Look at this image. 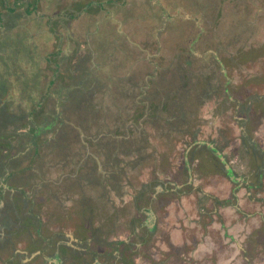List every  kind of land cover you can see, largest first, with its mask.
<instances>
[{"label": "rangeland", "instance_id": "1", "mask_svg": "<svg viewBox=\"0 0 264 264\" xmlns=\"http://www.w3.org/2000/svg\"><path fill=\"white\" fill-rule=\"evenodd\" d=\"M36 1L8 0V5L25 13L27 4ZM111 3L103 1L106 8L116 7ZM122 5L129 8L118 16L128 38L118 36L116 25L90 31L110 30L100 38L112 50L116 41L128 47L134 41L147 46L152 57L133 51L123 59L126 69L121 63L118 71L110 67L112 85L109 80L103 85L106 76L100 70L96 78L85 79L92 88L96 82L95 95L82 98V112L70 120L91 130L77 133L78 139L71 135L69 142L72 151L89 146V154L81 157L88 168L66 173L62 180L48 170L50 177L42 176L49 186L38 191L37 199L17 200L20 214L10 213L13 222L21 223L15 232L25 230L21 234L31 237L33 246L26 251L23 239L18 240L25 256L19 258L13 245L8 258L16 262L7 261L57 264L51 258L57 248L63 264H78L74 260L81 257L84 264H264V0H126ZM159 14L167 15L164 28L175 33L171 48L157 40ZM73 19L66 24L74 21L70 28L86 33L88 23ZM215 55L229 67L226 77L209 62ZM28 56L26 51L22 60L35 69L36 59ZM130 62L137 64L132 68ZM46 72L49 78L57 76L49 65ZM190 95L199 96L201 107ZM109 154L112 167L100 158L97 170L113 193L102 204L88 193L83 201L69 186L72 178L91 173L92 160ZM41 181L37 178L36 186ZM56 192L63 210L49 197ZM92 226L100 227V235L90 231ZM42 239L52 245L47 249Z\"/></svg>", "mask_w": 264, "mask_h": 264}, {"label": "crops", "instance_id": "2", "mask_svg": "<svg viewBox=\"0 0 264 264\" xmlns=\"http://www.w3.org/2000/svg\"><path fill=\"white\" fill-rule=\"evenodd\" d=\"M50 1L54 5L49 7ZM103 1H111V5L114 4L116 7L106 8ZM124 1L126 0H40L39 6L42 5L40 7L42 12L35 10L28 14L30 4H27L26 13H23L19 8L14 13L5 11L3 14V22L0 21V92L3 93L0 94V135L4 136L0 137V245L8 241L11 243L10 237L13 234L10 237H4L5 230L13 233L17 227H21V223L13 222L10 216L11 211H14V214L19 213L16 206L18 198L20 197L25 202L26 197L36 196L39 190L45 188L43 184H46V181L41 179L40 184L36 186L37 182L32 178V173L35 171H29L30 167L25 169L28 166L27 163L15 168V161L18 157L17 148L22 147L27 150V148L33 147L32 142L26 140L22 133H26L32 128L31 122L40 124L41 129L48 124L54 126L50 133L51 136H48L49 139L54 134L61 133L63 140H68L71 135L85 132L84 128L86 127L79 126V123H71L73 115L79 116L82 112L78 102L82 98H90L95 95L96 82L89 79L90 82H94L95 87L92 88L85 83V79L91 76L96 78L97 72L100 70V73L104 72L103 75L106 76L103 85L108 84L107 80L112 85L114 79L110 78V71H106L110 70V67L117 71L122 69L121 66L125 63L123 59L133 56V51L138 54L142 52L147 60L152 57L147 46H145V50L138 42L134 41H130V47L119 46L121 42L116 41L112 43L114 48L112 50L106 45V41L100 38L104 33L110 34V30L100 29L99 32L97 31L101 32L100 34H97L96 30L90 31V27L97 29V26L100 28L106 24L107 26L116 25L118 26V36L128 38L124 22L118 17L126 12L129 13L128 5H122ZM65 2L73 3L74 6L66 7V5V8L62 7V11L59 10ZM98 3L103 7H97ZM154 3L156 2H152V4ZM8 7L13 6L8 5ZM98 8L99 13L97 12ZM117 9L120 11H114ZM29 10L31 11V9ZM66 11L72 12V15L78 14L79 16L73 18L82 17L83 22L88 23L84 29L86 33H81L80 30L83 28L78 29L75 25L71 29L70 25L72 26L74 21L66 24L67 20L73 19L67 18L70 16ZM96 13H98L97 16ZM96 19L100 20L97 22ZM159 19L161 25L165 23L158 27L160 33L157 34V40L163 39L166 48H171L170 37L172 33L173 35L175 33L164 28L169 22L167 15L159 14ZM91 22L93 25H90ZM16 34H19V37H16ZM80 36L86 38L84 43ZM62 41H65L64 45ZM162 46V41H160L159 47ZM19 47L25 49L24 54L28 51V59H36L35 69L30 67V62L22 60L24 54ZM153 56H158L156 51ZM118 63H121V66ZM130 63L132 68L137 64L136 62ZM48 65L56 70L55 78L42 77V72H46ZM123 67V70L126 69V66ZM5 75L7 78L4 77ZM5 90L9 95H5ZM63 178L64 176L61 177V180ZM28 188H31L30 192L27 191ZM18 202L20 201L18 200ZM129 239L124 240L123 244L128 245L131 240ZM12 240L16 247L14 253L23 254L22 250L17 249L18 241L15 235ZM48 240L42 239L41 244L47 245ZM5 253L0 246V264H9L7 258L12 255L9 252L4 255ZM17 256L22 259L20 254ZM51 258L62 264L65 260V258L62 260L57 248ZM8 259L14 261L13 257ZM46 259L48 258L46 257ZM59 262L57 264H61Z\"/></svg>", "mask_w": 264, "mask_h": 264}, {"label": "trees", "instance_id": "3", "mask_svg": "<svg viewBox=\"0 0 264 264\" xmlns=\"http://www.w3.org/2000/svg\"><path fill=\"white\" fill-rule=\"evenodd\" d=\"M19 1H23V0H19ZM29 4H30L29 9H31L32 11H30L28 9V11H27L28 14H31L32 12H34L36 10V7L40 8L42 6V5L39 6L40 0H37L36 2L29 3ZM11 6H13V7H8V0H0V21L1 22H3L2 16L5 13V11L14 13L16 10L19 9V8H17V5H15V4H11ZM97 7L102 8L103 5L98 3ZM62 10H63V8L61 7V11ZM66 13L71 18L78 16V14L72 15L71 14L72 12H70V11H66ZM263 50H264V48H263ZM24 51H25V49H24ZM23 54H24V52H23ZM42 75H43L42 77H45V78L50 76V74L48 72H45V71L42 72ZM4 77H6V75ZM4 93H5V95H9L7 90H5ZM0 94H1V92H0ZM53 121L55 122L54 118H53ZM31 125H32V128L27 130L26 133H22V136L26 137L25 138L26 140L32 142L33 147L31 149L27 148V150H24V148L22 149V147L17 148L16 151L18 153V157L16 158V161H15V164H16L15 168L21 166L22 164L27 163L28 166L25 167V169L30 167L29 171H35L32 173V178L34 180H36L37 178L43 179L44 178L43 176L47 174L48 170L50 171V173L48 175H51V176H55L58 174L60 177H62L66 173L74 175L76 173L77 166L83 165V163L86 162L84 159L81 158L82 155L80 156L78 153L76 154L75 151H72V145L69 142L70 137H68V140L67 139L63 140V135L61 133L60 134H54V136L50 139L44 137L45 135H48L52 132V129L54 126L48 124V126H44L45 128L41 129V127H40L41 125L37 124L36 122H31ZM74 136L76 139L79 138L77 134H74ZM0 137L3 138L4 136L0 135ZM69 143H70V145H69ZM78 146H80V145H78ZM80 152H81V149H80ZM83 152H84V149H83ZM0 155H1V153H0ZM14 156H12V157H14ZM96 170H97V168H96ZM79 171H80V169L78 170L77 173H79ZM48 175H46V176L50 177ZM76 179H78V178H76ZM90 183H93V181L91 180ZM43 185H44L43 187H46V188H48V186H49L48 183L43 184ZM98 185H100V187L105 189L104 185L100 181H99ZM56 193H50V198H51V200H53V203L58 204L59 202H57L58 197H57ZM2 199H3V197H2ZM34 199H37V196L26 197V200L23 203H32L34 201ZM18 200L20 202L23 201L22 199H20V197L18 198ZM59 205H62V204L59 203ZM82 228L83 229L86 228L85 225L79 224L78 229L81 230ZM36 230L39 233V230H40L39 227H37ZM86 232H88V230H86ZM50 244L51 243H49L46 246L47 249H48V246L52 245V244L51 245Z\"/></svg>", "mask_w": 264, "mask_h": 264}, {"label": "flooded vegetation", "instance_id": "4", "mask_svg": "<svg viewBox=\"0 0 264 264\" xmlns=\"http://www.w3.org/2000/svg\"><path fill=\"white\" fill-rule=\"evenodd\" d=\"M217 55V54H216ZM214 56V58H210V60H209V62H211V65L212 64H216V65H218L217 66V68L219 67L220 68V72H222V77H226L227 76V71H226V68H229V67H227V64L224 62V61H221V60H219V58H217V56ZM203 58H204V56H202ZM201 57V58H202ZM200 58V57H199ZM233 61H235V58H233ZM216 69V68H215ZM203 79H204V81L205 82H207V84H208V82H209V86H212V85H210V78H209V76H204L203 77ZM191 97H192V99L194 100V104L196 105V106H198V107H201L200 106V103H203L202 102V100L199 98V96H194V95H190ZM263 98V97H262ZM262 98H258V101L260 100L261 101V99ZM201 100V101H200ZM195 107V106H194ZM193 115V114H192ZM247 115V114H246ZM247 116H249V115H247ZM84 130H86L87 132H89L90 130H91V128H84ZM89 147V146H88ZM87 146H85L84 148V152H80V149H76V151H75V153L77 154H79L80 156L82 155H84V154H89V153H87L88 151H89V148H88ZM110 152V151H109ZM100 158H102L103 159V162L104 161H108L109 160V158H110V154H109V156H107V155H105V157H104V155L103 156H98V159H95V160H92V165H91V173H87V174H84V175H80L79 177L80 178H78V179H76V180H74V179H72L71 180V182H70V184H69V186L70 187H74L75 189L77 188V190L81 193L80 195H81V198H83L82 200L84 201L85 200V198H84V195L86 194V193H88V194H94L93 195V198L96 200V201H100L101 202V204H102V200L104 199V198H106V196L108 195V194H110L111 195V193H113V186H104L105 187V189L104 188H96V186L98 187V186H100V185H98L99 184V181L102 183V180H101V176H103L101 173H98V170H96V168H97V166H99V160H100ZM85 160V159H84ZM83 160V161H84ZM85 161H87V160H85ZM88 162V161H87ZM87 162H85V163H83V165H78L77 166V169H76V173L78 172V170L79 169H81V168H88V165H87ZM109 163H106V166L107 167H112L111 165H110V160L108 161ZM88 164H89V162H88ZM112 176V175H111ZM113 176L115 177V176H117V175H114L113 174ZM232 176L231 175H229V178H231ZM64 179V178H63ZM93 181V183H90V181ZM98 183V184H97ZM111 184H112V181H111ZM63 187V188H65V189H69L70 187ZM101 191V192H100ZM59 192H60V190H59ZM59 192H57L56 194L58 195V193ZM95 193H98L99 195V197L95 194ZM50 197V196H49ZM101 200H100V199ZM111 198V197H110ZM110 198L108 199V202L109 201H111L110 200ZM97 199H99V200H97ZM23 202V201H22ZM58 202V201H57ZM82 202V201H81ZM107 202V201H106ZM59 204V203H58ZM104 205V204H103ZM60 206V205H59ZM62 206V205H61ZM106 206V205H105ZM8 208H9V206H8ZM61 208V207H60ZM63 208H64V206H62V210H63ZM27 214V213H26ZM26 214H24V215H26ZM5 216V215H4ZM27 216V215H26ZM107 226V225H106ZM39 227V226H38ZM85 227L86 228H88V226L87 225H85ZM41 227H39V229H40ZM86 228H84V231L86 232ZM23 229H25V228H23ZM83 229V228H82ZM93 230V231H92ZM90 231H92V233L95 235H100V227L98 226V227H94V226H92V228L90 229ZM22 232H25V230H22V231H19V233H17V232H15L14 233V235H15V238H16V240L18 241V240H20V239H23V240H20V241H22L24 244H26L27 246L26 247H24V249H26V251H30V249H31V247L33 246V240L31 239V237H29V236H27V234L25 233V235H24V237L22 236ZM20 234V235H19ZM101 234H102V238L105 236V234L103 233V231H101ZM108 233H106V235H107ZM17 235H19V236H17ZM104 235V236H103ZM30 238V239H27V238ZM12 238H13V235H11V237H10V241H11V243H9V241L8 242H6V243H3V244H1L0 246H1V248H2V251L5 253L4 255H6V254H8V252H10L11 251V247L13 246V240H12ZM25 238V239H24ZM23 251V254L22 253H19L20 254V257H24L25 256V253H26V251L25 250H22ZM60 253V252H59ZM61 254V253H60ZM92 254V253H91ZM93 256H96V258H97V255L96 254H94L93 253ZM61 257H62V255H61ZM44 259H46V257L44 258ZM13 260H15V258H13ZM21 260V259H20ZM50 260V258H48V259H46V261H48V262H50L49 261ZM62 260H64L63 258H62ZM11 261V260H10ZM45 260H44V262H46ZM65 261V260H64ZM74 261H77L76 263H78V264H84V261H86L85 260V258L83 257H81V258H79V259H75ZM14 262H16V261H14ZM4 263H7V262H4ZM47 263V262H46ZM12 264V263H11Z\"/></svg>", "mask_w": 264, "mask_h": 264}, {"label": "water", "instance_id": "5", "mask_svg": "<svg viewBox=\"0 0 264 264\" xmlns=\"http://www.w3.org/2000/svg\"><path fill=\"white\" fill-rule=\"evenodd\" d=\"M37 254H39V252H37V253L33 254V255H32V257H35Z\"/></svg>", "mask_w": 264, "mask_h": 264}]
</instances>
